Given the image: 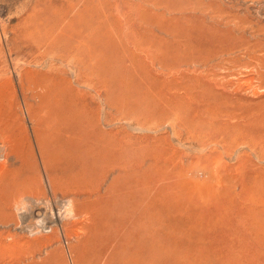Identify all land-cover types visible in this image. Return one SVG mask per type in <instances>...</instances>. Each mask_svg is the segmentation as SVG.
Segmentation results:
<instances>
[{"label":"rangeland","instance_id":"374dc122","mask_svg":"<svg viewBox=\"0 0 264 264\" xmlns=\"http://www.w3.org/2000/svg\"><path fill=\"white\" fill-rule=\"evenodd\" d=\"M216 29L264 47V0H0V264H264V69L193 66Z\"/></svg>","mask_w":264,"mask_h":264},{"label":"bare ground","instance_id":"6f19581e","mask_svg":"<svg viewBox=\"0 0 264 264\" xmlns=\"http://www.w3.org/2000/svg\"><path fill=\"white\" fill-rule=\"evenodd\" d=\"M222 16V15H221ZM213 18V17H212ZM220 19V18H219ZM224 19V18H223ZM215 22V21H214ZM223 22H224V20H223ZM216 24V23H215ZM218 24H221L220 22H218ZM228 24H230V23H228ZM222 25V24H221ZM220 26V25H219ZM219 26H217L216 27V25H215V27L216 28H219ZM227 26V25H226ZM235 27H236V29H240V27H238L237 25H235ZM234 28V27H233ZM233 28H231V29H233ZM235 29V28H234ZM244 29V28H243ZM217 30V33L215 32V35H214V39H213V41H211L210 42V45L207 47L206 45H204V42L202 41V40H200L199 42H198V46H197V52H198V60H197V58H196V61H192V65L193 66H197V64H201V65H204V67H205V65H208V64H212V63H215L216 64V66H218L219 68L220 67H222L223 65H225L226 66V68L230 71L231 70V67L233 68V67H243V66H252V68H254L255 70H256V78H257V75L258 74H260V69L262 68V69H264L263 67H264V47H263V44L261 45V44H258L257 42H255V43H257L255 46H252V45H250V44H248L245 40L246 39H244L243 40V38H242V36H241V41H238L239 39H237V42L235 43V41H234V43H226V44H224V40H219L220 39V35H219V33H220V31H222V30H220V31H218V29H216ZM226 31H227V29H226ZM229 32H228V34L230 33V30H228ZM242 31V30H241ZM223 32V31H222ZM221 32V33H222ZM244 33V32H243ZM225 34H226V32H225ZM256 34V33H255ZM254 34V35H255ZM218 35V36H217ZM224 35V34H223ZM256 35H258V34H256ZM225 37H226V35H225ZM246 37V36H245ZM247 38V37H246ZM258 38V37H257ZM248 39V38H247ZM50 40H52V39H50ZM53 40H55V39H53ZM219 40V41H218ZM56 41V40H55ZM222 43H221V42ZM54 42V41H53ZM226 42H228V41H226ZM232 42H233V40H232ZM55 43V42H54ZM162 44V43H161ZM47 47V46H46ZM78 48V47H77ZM156 48H158V47H156ZM203 48V49H202ZM207 49V50H206ZM68 50V49H67ZM150 50V48H147V51H149ZM201 50H204L205 52H204V54H207V56H205V55H202V53H199ZM212 52H211V51ZM156 52V51H155ZM91 53V52H90ZM93 53V52H92ZM239 53L240 54H242L241 56H242V58L244 59V58H247L248 59V61L247 62H241L240 61V59H242V58H238V55H239ZM95 53H93V55H94ZM96 57V56H95ZM66 58V57H65ZM80 59H81V57H80ZM61 60V59H60ZM96 60H98V59H96ZM80 61V60H79ZM234 61H236V63H233ZM83 62V61H82ZM68 63V62H67ZM80 63V62H79ZM79 63H77V64H79ZM92 63V62H91ZM153 64H156L157 63V66L160 64L159 63V61L158 60H153V62H152ZM210 64V65H211ZM83 65H84V62H83ZM97 65H99V64H97ZM188 65V64H187ZM162 66V65H161ZM84 67H87V66H84ZM83 67V68H84ZM159 67V66H158ZM201 67V66H200ZM204 67H202V68H204ZM82 68V69H83ZM98 68V67H97ZM145 68V67H144ZM160 68H162V67H160ZM248 69H249V67H247ZM215 69V68H214ZM221 69V68H220ZM243 69V68H242ZM168 70V69H167ZM222 70H223V68H222ZM250 70H253V69H250ZM216 71V70H215ZM233 71V70H232ZM222 72V71H221ZM251 72H254V71H251ZM227 73V72H226ZM262 73V72H261ZM223 74H225V73H223ZM254 74V73H253ZM229 75H230V72H229ZM263 75V74H262ZM224 76V75H223ZM228 77V76H227ZM253 77V76H252ZM212 78V77H211ZM223 78H225V77H223ZM255 79V76H254V78H253V80ZM215 82H216V80H215ZM224 82V81H223ZM261 83V82H260ZM63 84V83H62ZM64 86H66L67 87V85H65V84H63ZM181 87V86H180ZM70 89V88H69ZM58 138V137H57ZM54 139V138H53ZM54 142H55V140H54ZM61 146V150H62V152H63V154H65L64 152L65 151H68V149L70 148V143H69V141H66L65 142V144H60ZM44 151V150H43ZM52 151H54V150H52ZM50 152V151H49ZM48 152V153H49ZM62 154V155H63ZM52 157H53V161H58L59 160V155H58V153L57 152H52V155H51ZM51 157V158H52ZM62 158V157H61ZM64 159V158H63ZM61 162H62V160H61ZM60 163V162H59ZM63 164V163H62ZM65 172V171H64ZM67 172V171H66ZM5 176V175H4ZM1 180V179H0ZM49 180H50V183H51V185H53L54 184V180H55V178L53 177V176H49ZM144 183V182H143ZM19 188V187H18ZM24 189V188H23ZM75 189V188H74ZM145 191H147L146 189H145ZM144 193V195H145V192H143ZM147 195V194H146ZM72 201H70V199L67 201V202H65V208H64V211L63 212H61V211H59V212H54V211H48V212H42V211H40V209H37V213H36V215H38V217L39 216H41V219L40 220H38V222H36L34 225L36 226V228H37V231H39L40 229H43L44 227H45V225H47L48 223H52V221L54 222V219L55 218H57V217H59L61 220H62V218H65V219H67V218H73L74 217V215H77V213H74V210H73V205H72ZM42 209V208H41ZM49 209V208H48ZM37 217V218H38ZM22 218V217H21ZM39 219V218H38ZM115 227V226H114ZM116 228V227H115ZM118 230V229H117ZM115 234H117V235H119L120 236V234L119 233H115ZM135 234H138L137 233V231H136V228L134 227L133 228V230L128 234V238H131V237H133ZM120 239V237L119 238H117V237H111L109 240H113V241H115V242H110V243H106V248L103 246L102 247V249H101V251H100V253L101 254H104V252H106L107 250H109L108 251V253H109V257L108 256H106V257H108V259L107 258H105V260H106V263L108 262V263H112V259L116 256V253L118 252V247H119V244H118V240ZM143 242V240H142V238H140V239H137L136 240V245H140V243H142ZM105 244V243H104ZM99 254V253H98Z\"/></svg>","mask_w":264,"mask_h":264}]
</instances>
